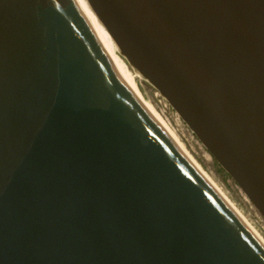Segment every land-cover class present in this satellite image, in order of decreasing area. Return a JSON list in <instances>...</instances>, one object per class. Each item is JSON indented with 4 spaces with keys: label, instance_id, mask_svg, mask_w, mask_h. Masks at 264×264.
<instances>
[{
    "label": "water",
    "instance_id": "obj_1",
    "mask_svg": "<svg viewBox=\"0 0 264 264\" xmlns=\"http://www.w3.org/2000/svg\"><path fill=\"white\" fill-rule=\"evenodd\" d=\"M264 0H0V264H264Z\"/></svg>",
    "mask_w": 264,
    "mask_h": 264
},
{
    "label": "rangeland",
    "instance_id": "obj_2",
    "mask_svg": "<svg viewBox=\"0 0 264 264\" xmlns=\"http://www.w3.org/2000/svg\"><path fill=\"white\" fill-rule=\"evenodd\" d=\"M225 176H226V179H227L233 193L235 194V196L238 199V201L240 202V204L243 206L245 211L252 217V219L259 225V227L264 231V219L262 218V216L259 214V212L256 210V208L253 206V204L247 198V196L244 193H242V190L239 188V186L236 184V182L227 174L226 171H225ZM243 194L249 200V202H247V200L245 199Z\"/></svg>",
    "mask_w": 264,
    "mask_h": 264
},
{
    "label": "bare ground",
    "instance_id": "obj_3",
    "mask_svg": "<svg viewBox=\"0 0 264 264\" xmlns=\"http://www.w3.org/2000/svg\"><path fill=\"white\" fill-rule=\"evenodd\" d=\"M243 193V192H242ZM244 195V194H243ZM244 197H245V195H244ZM245 199L247 200V202H249V200L245 197Z\"/></svg>",
    "mask_w": 264,
    "mask_h": 264
}]
</instances>
